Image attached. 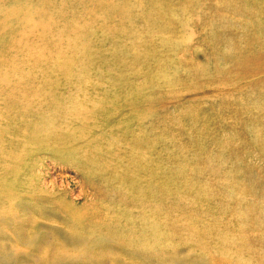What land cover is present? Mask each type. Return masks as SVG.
Listing matches in <instances>:
<instances>
[{
    "label": "rangeland",
    "instance_id": "rangeland-1",
    "mask_svg": "<svg viewBox=\"0 0 264 264\" xmlns=\"http://www.w3.org/2000/svg\"><path fill=\"white\" fill-rule=\"evenodd\" d=\"M0 79L5 101L25 84L42 90L35 102L19 95L33 119L59 115L77 119L78 134L93 129L80 164L49 157L44 175L79 202L98 195L131 209L142 198L152 225L145 264H175L163 257L183 251L237 263L251 228L264 253V0H0ZM140 85L146 102L106 120Z\"/></svg>",
    "mask_w": 264,
    "mask_h": 264
},
{
    "label": "bare ground",
    "instance_id": "bare-ground-1",
    "mask_svg": "<svg viewBox=\"0 0 264 264\" xmlns=\"http://www.w3.org/2000/svg\"><path fill=\"white\" fill-rule=\"evenodd\" d=\"M29 79L32 80L31 78H29ZM0 80L2 81V79H0ZM3 80H5V79L3 78ZM25 83H27V82H25ZM17 85H18V83H17ZM25 85H27V88L23 92L24 94L21 92H16V93H18V96H17V94L16 95L14 94L15 97L14 96L10 97L7 95L8 98H10V100L7 99L6 101H5L6 98L4 100L2 97L0 98V264H145L146 262H144L145 261L144 256H142V255L140 256V253L146 252L145 236H146V230L148 229V228L146 229V226H148V225H146L147 219H146L145 210L148 207H146L145 204L138 203L142 200V198H141V200L139 199L140 201L138 200V202L134 201L136 204H132L133 207L131 209H130V207H131L130 204L117 205L114 207V209H111V205L106 203L104 200L102 201V199L100 197H98V195H96V196L94 195V197H92L90 199L85 198V200L83 202H79L77 200H72L70 195L68 194L69 192H66L65 190L60 189V187L56 183H54L53 181H47L46 180V177L44 175L45 174L44 170L47 167L46 159L49 157L53 158L54 156L57 157V156L67 155V156L74 158L77 161V164H80V161L78 160V152L82 148L84 149L85 148L84 146H86V147L89 146L88 144L85 143V141H87L89 139L88 135L93 133V129L91 128V130L88 131L87 134H85V133L83 134V131H81V134H78V132H76L77 127L76 128L74 127V125L78 124L77 123L78 120L75 118H72V119L71 118L67 119L66 117L62 118V117H59V115L58 116H49V117H35V119H33V115L30 112V109H31V111L33 109L32 106H30V105L27 107L22 106L24 102L22 103L20 101L21 96H19V95H22L23 97H25L24 95L31 97V99H33L35 102L33 95L37 94V93L38 94L42 93L41 92L42 90L37 89L39 92H37V90H33V88L28 90V84H25ZM142 85H144L146 87V84H142ZM142 85H140L138 87H134L132 89V90H134L135 94H133V92L130 93L128 91L129 93L128 92H127L128 94L126 93L127 95H126L125 102H118L116 109L113 110V112H110L108 114V116L106 117V120H107V118L113 117V116H115L116 118L117 117L119 118L120 115H123L124 117H120L119 120H121V121L125 120L126 117L128 116V114L131 115L130 111L134 110V107L136 105L141 104V102H143V103L146 102V96L141 94L142 93L141 90L143 89V91H144V87ZM24 88L25 87H23V89ZM19 90H21V89L19 88ZM14 91H15V89H14ZM16 91H17V89H16ZM2 93H3V90L0 91V94H2ZM121 95H122V93L119 92V96H121ZM35 97H39V96H35ZM22 100H24V99H22ZM27 103H29V102H27ZM86 103H90V102H86ZM102 105H103V103L101 104V106ZM106 105H107V103H104V108H106ZM89 107L91 109V107H93V106H91V104H89ZM79 109H80V106H79ZM88 109L89 108L86 107L82 111V113L83 112L85 113V111L87 112ZM96 109H98V108H92L91 111H95ZM33 110H35V109H33ZM135 112H137V111H135ZM88 114H89V111H88ZM94 115H96V113L93 114L92 117H94ZM119 120H116V121H119ZM93 121H95V119ZM81 122H83V121H81ZM87 122H88V120H87ZM94 124H95V122H94ZM87 127H88V125H87ZM94 127L97 128L96 126H94ZM81 143H83V144H81ZM82 152H83V150H82ZM85 154H87V153H85ZM133 182L136 183V181H133ZM91 183H94L93 180ZM262 183H264V182H262ZM132 185H133V183H132ZM92 186H95V184H92ZM245 186H246V184H245ZM139 187H141L140 183H139ZM204 187H207V186L205 185ZM232 187H233V184H232ZM247 187H249V185ZM214 188H216V186ZM258 188H259V185H258ZM217 189L218 188H216V190ZM207 190L209 192L208 188H207ZM258 190H260V189H258ZM131 191L132 190H130L129 192H131ZM203 191H206V190H203ZM254 191H255V189H254ZM122 193H120V194H122ZM218 193H221L220 189H219ZM176 194H174V195H176ZM254 194L256 195L257 193H254ZM229 196H231V195H229ZM115 197H116V195H115ZM262 197H264V196H262ZM216 198H218V197H216ZM220 198H222V196ZM220 198H218V199H220ZM232 198L233 197H231V202H232ZM174 199H177V198H174ZM211 199H212V197H211ZM226 199H228V198H226ZM229 199H228V202L230 201ZM234 199H235V197L233 198V201H235ZM184 200H187V199L184 198ZM221 200H223V199H221ZM252 200H253V197H252ZM123 201L127 202L125 200H123ZM172 201L173 200L170 199V203H169L170 205H171V203H173ZM194 201H195V199H194ZM212 201H214V200H212ZM236 201H237V199H236ZM243 201L244 200H241V203L245 204L246 201L245 202H243ZM247 201H248V199H247ZM166 202H168V201H166ZM175 202H176V200H175ZM221 202H223V201H221ZM258 202L260 203V201H258ZM177 203H178V200H177ZM261 203H262V201H261ZM188 204H189V202H188ZM246 204L248 205V203H246ZM151 205H150V207H151ZM178 205H180V204L178 203ZM185 206H186V204L184 205V207ZM231 206L233 207V205H231ZM238 206H239V204H238ZM154 207L157 210V206L155 204H154ZM159 207H161V205ZM165 207H167V206H165ZM175 207L177 208V206H175ZM175 207H173V209H175ZM180 207H182V206H180ZM241 207H242V204H241ZM245 207H247V206L245 205ZM254 207H255V205H254ZM225 208H226V206H225ZM158 209H160V208H158ZM168 209H170V208H168ZM168 209H167V211L169 212L170 210H168ZM258 209L259 208H257V210ZM260 209H261V211L264 212V210H262V209H264V207L260 208ZM191 210H192V208H191ZM196 210H198V209H196ZM227 210H230V209H227ZM240 210H243V208ZM193 211H194V209H193ZM201 211L203 212V210H201ZM232 211H233V209H232ZM237 211L239 212V210H237ZM237 211L236 212L234 211V212L237 213ZM245 211H248V209L246 210V208H245ZM261 211L258 213H261ZM164 212H165V209H164ZM181 212H182V209H181ZM194 212H197V211H194ZM158 213H161V212H158ZM180 213L178 212L179 215H180ZM240 213H241V211H240ZM240 213H238V214H240ZM171 214H172V212H171ZM187 214H190V213H186V216H187ZM232 214H234V213L232 212ZM246 214H247V218H249L248 212H246ZM164 215L168 216V215H166V213ZM240 215H238V216H240ZM257 215L255 213V216H257ZM184 216L185 215H183V217ZM194 216H193V218H194ZM232 216H236V215H232ZM255 216H254V218H255ZM198 217H199V215H198ZM212 217H214V216L212 215ZM215 217L217 218V216H215ZM261 217H263V216H261ZM163 218H164V216H163ZM241 218H242V216H241ZM154 219H155V217H154ZM159 219H161V218H159ZM166 219H168V217L164 218V220H166ZM177 219H176V221H177ZM243 219H244V217H243ZM243 219H242V222H243ZM258 219H259V217H258ZM247 220L249 221L250 219H247ZM155 221H158V219ZM161 221H162V219H161ZM244 221H245V219H244ZM248 221H247V223H248ZM152 222H154V220L151 221V223H149V225L153 224ZM159 222H160V220H159ZM172 222H174V220ZM162 223H164V222H162ZM192 223H194V222H192ZM207 223H210V222H207ZM217 223H219V222H217ZM259 223H261V222H259ZM125 224H127V225L125 226ZM194 224L197 225V223H194ZM249 224L250 223H248V226H249ZM132 225L133 226L137 225L138 228L137 227L135 228ZM160 225H162V224L160 223ZM206 225L207 224H205V226ZM224 225L225 226L223 228H226L227 227L226 224H224ZM240 225H242V224H240ZM246 225L244 223V226H246ZM262 226H259V227L262 228ZM150 227H149V229H150ZM154 227L152 229H154ZM233 228H235V226ZM160 229H161V227H160ZM187 229H189V228H187ZM228 229L229 228H227V231H228ZM235 229H237V228H235ZM240 229H238V231ZM263 229H264V227H263ZM263 229H261V230H263ZM151 231H150V235H151ZM199 231H202V230L199 229ZM227 231H226V233H228ZM162 232H164L163 229H162ZM206 232H207V229H206ZM223 232H225V231H223ZM235 232H236V230H235ZM240 232L241 231H239L238 233H240ZM171 233H173V232H171ZM200 233H203V231ZM226 233H225V235H227ZM255 233L256 232L252 231V228H251V233H248V234H244V232L242 231V233L240 235L242 236V234H244L245 236L243 235L242 239H240L241 245H240V249H239V254L237 255V257H235V259H236L235 262H237V263H234V264H264L262 262V260H264V253L262 251L263 249H261L258 246L257 242L254 241L255 243L254 244L252 243L253 242L252 240L257 238L258 232L256 233V235H255ZM220 234H222V232ZM234 234L236 235V233H234ZM196 235H197V233H196ZM261 235H262V233H261ZM147 236H149V235H147ZM194 236H195V234H194ZM262 236H261V238H263ZM211 237H210V239H212ZM229 237H231V236H228V240L231 239V238L229 239ZM235 237H232V239ZM191 239H193V237ZM210 239H208L207 241L209 244H212V243H210V241H211ZM237 239L239 240L238 236H237ZM153 240H152V242H153ZM167 240L165 239L164 241H167ZM220 242H221V239H220ZM226 242L229 243V241H226ZM226 242H225V244H226ZM232 242H234V241H232ZM174 243H176V240ZM183 243H182V245H183ZM214 243H215V240H214ZM168 244H166V245H168ZM180 244H181V242H180ZM185 244L187 245V241H186V243H184V245ZM230 244H231V242H230ZM235 244H237V243H235ZM259 245H260V243H259ZM262 245H260V246L262 247ZM196 246L197 245H195V247ZM228 246H229V244H228ZM213 247H215V245ZM263 247H264V245H263ZM159 248H160V246H159ZM210 248H211V246H210ZM216 248H217V245H216ZM229 248L232 249L230 246H229ZM165 249L166 248H164V250ZM185 249H186V247H185ZM218 249H220V248H218ZM183 252L185 253V251H183ZM216 252H217V250H216ZM144 253H143V255H144ZM168 253H169V251H168ZM184 253L176 254L174 256L165 255L163 257V259H165V261H170V262L175 263V264H206V261H205L206 258L204 259V256L206 255L207 252H205L203 257L200 256L199 254H198L199 256L196 255L197 253L196 254H193L191 252L190 253L187 252L188 254H184ZM146 254H147V252H146ZM147 255H149V254H147ZM224 255H227V254L222 252L221 255L217 256V258L212 260L211 264H229L223 260V258L225 257ZM235 259L232 258V260H235ZM232 260H230V261H232ZM155 261H156V259H155ZM231 264H233V262Z\"/></svg>",
    "mask_w": 264,
    "mask_h": 264
}]
</instances>
